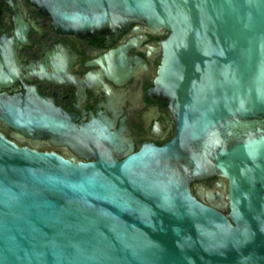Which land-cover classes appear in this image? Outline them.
Here are the masks:
<instances>
[{
	"label": "water",
	"instance_id": "1",
	"mask_svg": "<svg viewBox=\"0 0 264 264\" xmlns=\"http://www.w3.org/2000/svg\"><path fill=\"white\" fill-rule=\"evenodd\" d=\"M30 1L84 39L166 33L156 84L176 130L118 160L115 133L85 126L89 162L0 133V264H264V0ZM216 176L226 205L189 189Z\"/></svg>",
	"mask_w": 264,
	"mask_h": 264
},
{
	"label": "flooded vegetation",
	"instance_id": "2",
	"mask_svg": "<svg viewBox=\"0 0 264 264\" xmlns=\"http://www.w3.org/2000/svg\"><path fill=\"white\" fill-rule=\"evenodd\" d=\"M166 37L136 22L84 39L59 32L30 0H0V133L19 147L74 162L94 160L80 130L88 125L115 133L118 160L127 155L125 144L134 152L146 143L165 145L176 130L170 101L156 84ZM41 118L59 133L37 126ZM189 189L206 205L227 203L221 177L191 181ZM207 191L222 200L208 201Z\"/></svg>",
	"mask_w": 264,
	"mask_h": 264
}]
</instances>
